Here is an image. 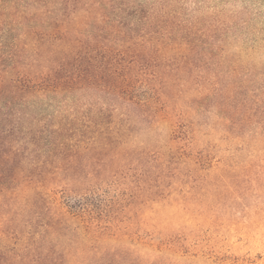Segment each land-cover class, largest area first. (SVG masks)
Instances as JSON below:
<instances>
[{"label": "trees", "instance_id": "trees-1", "mask_svg": "<svg viewBox=\"0 0 264 264\" xmlns=\"http://www.w3.org/2000/svg\"><path fill=\"white\" fill-rule=\"evenodd\" d=\"M263 9L264 0H0L5 262L10 254L14 264L177 257L180 248L144 240L132 223L94 217L88 197L122 183L133 208L174 207L162 202L211 167L210 143L197 148L196 116L206 110L214 114L203 136L235 146L218 161L223 175L261 168ZM153 125L167 127L166 142L138 143ZM106 244L117 247L102 251Z\"/></svg>", "mask_w": 264, "mask_h": 264}, {"label": "rangeland", "instance_id": "rangeland-1", "mask_svg": "<svg viewBox=\"0 0 264 264\" xmlns=\"http://www.w3.org/2000/svg\"><path fill=\"white\" fill-rule=\"evenodd\" d=\"M262 13L258 29L264 38V11ZM213 114V110H206L196 116L201 129L197 148L210 143L203 157L204 164L211 167L197 170L199 179L187 180L183 190H177L174 197L162 202L165 206L174 204V207H159L154 213L144 204L133 208L130 192L122 189L126 188L122 183H114L88 197L98 208L94 216L97 219L104 220L106 217L116 222V218H120L124 223H132V230L144 240L153 237L180 248L177 257L158 253L156 256L162 264H264V162L256 160V165L261 168H255L251 174L232 172L230 179L226 178L217 164L222 157L233 152L235 146L219 142L215 136H203L204 131L210 133ZM188 126L187 120L181 122L179 131H185ZM168 136L169 130L165 125H153L152 129L138 137L137 142L158 146L166 142ZM247 154L249 152L240 154V157L245 158ZM83 182L86 185V177ZM203 184L205 188H202ZM190 187L192 191L188 193L186 190ZM118 193L121 198L115 202L114 195ZM3 197L0 194V205L4 202ZM148 229L163 232L165 236L155 238V232L154 235L146 233ZM5 245L0 232V264H7L4 259ZM115 247L116 244H106L102 246V251ZM136 253L140 255V251L136 250ZM8 259L14 264L13 254Z\"/></svg>", "mask_w": 264, "mask_h": 264}]
</instances>
